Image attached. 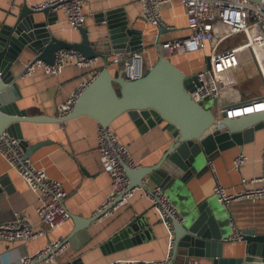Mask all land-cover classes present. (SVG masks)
I'll use <instances>...</instances> for the list:
<instances>
[{"label":"crops","instance_id":"crops-1","mask_svg":"<svg viewBox=\"0 0 264 264\" xmlns=\"http://www.w3.org/2000/svg\"><path fill=\"white\" fill-rule=\"evenodd\" d=\"M42 1L46 0H0V25H12L15 21L14 16L19 13L24 3L30 6ZM116 9H121L128 27L138 32L143 45V49L138 51L144 56L142 63L145 67L151 66L159 56L156 47L159 28L141 18L142 7L138 0H90L83 9L85 15L83 27L87 29L91 43L102 53L108 54L109 60H115L110 66L111 73L121 70L120 64H116V56L112 54L107 44L106 21H99L101 15ZM35 18L36 21L46 20L42 14L36 15ZM161 21L165 30L159 37V43L188 35L184 8L178 0H173L170 5L161 9ZM167 27L174 30H167ZM49 30L55 38L65 42L77 43L80 40L78 31L66 27L61 12L57 13L56 21ZM35 56L25 49L13 67V75H20L25 64ZM169 60L184 73L190 72L192 68L202 67L205 62V60L197 62L194 58L186 61L179 56L175 58L177 62L171 58ZM102 63L103 61L98 59L97 63L89 68L67 67L57 76L37 71L30 77H20L16 81L20 93L16 106L19 110L25 111L28 117L54 118L56 107L64 103L82 82L89 80L92 72L101 67ZM239 69L234 71V76ZM242 98L251 97L245 95ZM162 127L157 125L142 134L127 114H123L111 124L110 129L117 140L128 148L139 166H150L156 163L160 153L171 140ZM22 133L30 144L47 143L38 148L30 159L37 168L44 170L50 178L62 185L66 193L64 204L68 213L80 219L92 217L108 196L111 185L110 177L104 172L97 151V123L87 116H81L61 124H23ZM263 148L264 130H259L254 133L251 142L220 153L210 165L208 164V167L210 166L208 172L187 184L182 197L196 204L206 200L217 202L212 192L216 180L229 193L239 192L242 178L250 180L262 175ZM239 153H243L247 161L236 170L232 166V161ZM3 173L8 174L13 191L0 193V224L12 223L22 217L28 219L36 229L41 228L36 215L35 195L16 173L9 171L5 161L0 157V174ZM148 187H153V184L150 182ZM175 209L179 214L180 209L178 207ZM225 211L228 223L224 239L232 234L233 227L239 233L251 229L256 234H264V199L254 204L246 200L233 201ZM136 219L144 226L136 232L137 235L143 234V239L139 243L127 246L126 240L120 239L107 244L123 227ZM74 227L70 218L59 229L28 243L0 241V264H19L22 257L36 253L47 243L58 238L67 240L68 247L58 256L56 264H69L75 259H79L81 264H112L124 260L160 261L165 259L169 252L165 226L149 200L141 197L139 193L114 215L102 221H95L76 233L72 232ZM241 247L240 242H224L223 256L237 257ZM184 257L175 258L173 264H182L185 261L182 259ZM199 259L204 263L209 262L207 259Z\"/></svg>","mask_w":264,"mask_h":264},{"label":"water","instance_id":"water-1","mask_svg":"<svg viewBox=\"0 0 264 264\" xmlns=\"http://www.w3.org/2000/svg\"><path fill=\"white\" fill-rule=\"evenodd\" d=\"M39 14L44 15L46 20L36 21L35 16ZM14 17L12 25H0V133L6 132L19 140L25 156L30 157L47 143L30 144L26 141L22 133L23 124H61L87 116L98 126L110 128L118 117L127 114L142 134L161 125L171 140L156 163L127 169L126 174L129 188L141 186L147 178L178 205L181 220L173 224V257H197L207 259L211 264H264V234H256L251 229L242 232L239 255L224 257V233L228 223L225 208L214 200L196 204L182 197L187 184L208 172V163L220 153L251 142L255 132L264 130V112L224 119L225 109L243 102L238 90L232 94L226 89L222 92L221 100L223 119L218 120L210 109L191 99V79L159 51L157 60L149 67L142 63L140 76L131 80L122 69L110 72L109 55L91 43L86 28L77 29L80 35L77 43L55 38L49 27L55 23L57 13L51 9L36 11L24 3ZM99 21H106L107 44L116 57L141 50L142 42L138 32L128 27L121 9L107 11ZM164 30L165 27L160 25L156 35L157 43ZM25 49L47 64L53 63L55 53L59 50L70 49L78 51L87 59H101L104 66L81 92L72 110L64 118L28 117L25 111L16 106L20 98L16 81L22 74L14 76L12 72ZM9 182L7 173L0 174V193L13 191ZM70 218L75 225L73 233L97 220V217L80 219L71 215ZM143 227L139 219L132 220L107 244L120 239L126 240L127 246L139 243L143 234L137 235L136 232ZM31 264L43 263L36 261ZM69 264L81 263L75 259Z\"/></svg>","mask_w":264,"mask_h":264},{"label":"built area","instance_id":"built-area-1","mask_svg":"<svg viewBox=\"0 0 264 264\" xmlns=\"http://www.w3.org/2000/svg\"><path fill=\"white\" fill-rule=\"evenodd\" d=\"M89 1L46 0L30 5V8L36 11L49 8L52 12H61L66 27L77 31L84 26L83 9ZM138 1L142 7L141 18L154 27L163 26L161 9L170 5L173 0ZM178 1L184 8L188 35L158 42L157 50L165 56L204 54L205 62L202 67L192 69L187 74L193 85V90L189 92V95L196 103L209 97L214 103L215 118L221 120L223 119L221 116L223 113L222 92L228 89L234 94L237 90L238 83L234 71L240 68L241 64L252 65L264 84V0L258 2L252 0ZM167 30L174 29L167 27ZM232 39L237 41L236 44L224 48L223 45ZM141 49H143L142 43ZM142 57V52H135L124 57H116V63L122 66V71L129 79L134 80L141 74ZM97 60L87 59L75 50L63 49L55 53L52 64H47L34 57L25 64L21 74L22 77H30L37 71H42L46 75L57 76L67 67L89 68L95 65ZM98 73L99 70L93 71L89 80L82 82L64 103L56 107L54 118L62 119L68 115L81 92ZM240 96L243 102L236 107L225 109L224 119L264 112V93L247 99H243L241 94ZM237 112L239 115H236ZM97 145L100 163L104 172L110 177L111 185L108 196L92 217H97L96 221H102L114 215L136 193H139L141 197L149 200L168 233L169 252L165 259L160 261L124 260L112 264H173L175 259L172 255L173 224L180 222V215L159 186L148 187L150 182L147 178L142 181L141 186L129 188L126 170L137 169L140 166L133 160L128 148L117 140L110 128L98 126ZM0 157L5 161L9 171L16 173L35 195L36 215L41 227L36 229L28 219L17 218L12 223L0 224V241L28 243L62 227L70 219V214L64 204L66 193L62 185L50 178L44 170L37 168L30 157L25 156L19 140L6 132L0 133ZM246 161V156L239 153L233 159L232 166L238 170ZM261 164L262 175L250 180L242 178L240 180L241 190L237 193H229L216 180L212 192L217 202L226 208L233 201L246 200L254 204L263 200L264 148L261 153ZM241 240L242 234L234 227L232 234L224 239L225 242H240ZM67 247L68 242L62 238L52 240L36 253L22 257L19 264H31L36 261H42L43 264H56L58 256L63 254ZM182 259L185 260L182 264H211L210 262L204 263L197 257Z\"/></svg>","mask_w":264,"mask_h":264},{"label":"rangeland","instance_id":"rangeland-1","mask_svg":"<svg viewBox=\"0 0 264 264\" xmlns=\"http://www.w3.org/2000/svg\"><path fill=\"white\" fill-rule=\"evenodd\" d=\"M236 42L237 41L233 39L229 40L223 45V47L225 48L227 46H233L236 44ZM191 54H195L196 56L193 57L191 56ZM191 54L180 55L179 57L182 60H186V61L192 58H194L197 62H200L201 60H205V56L203 53H191ZM176 57L177 56L172 55V57H169V58H171L174 62H177L175 61ZM243 61H245V57H243ZM120 67L122 69L121 65ZM192 69H190V71ZM188 73H185V74L187 75ZM235 77L238 80L237 90L239 91L241 95L243 96L248 95L251 97V96H256V95H260L264 93V84L261 78L254 71L252 65L241 64L239 71L235 73ZM200 104L204 106L205 108L210 109L215 114V109L213 105L214 103L209 97L203 98ZM170 201H171L172 206H174L175 208L178 206L176 205L174 200L170 199Z\"/></svg>","mask_w":264,"mask_h":264},{"label":"trees","instance_id":"trees-1","mask_svg":"<svg viewBox=\"0 0 264 264\" xmlns=\"http://www.w3.org/2000/svg\"><path fill=\"white\" fill-rule=\"evenodd\" d=\"M156 60H157V59H156ZM113 63H115V60H114V61H111V60H109V57H108V68H109L110 72H111V68H110V66H111ZM115 65H116V64H115ZM103 66H104V63H102V66L99 67L97 70L100 71V70L103 68Z\"/></svg>","mask_w":264,"mask_h":264},{"label":"bare ground","instance_id":"bare-ground-1","mask_svg":"<svg viewBox=\"0 0 264 264\" xmlns=\"http://www.w3.org/2000/svg\"><path fill=\"white\" fill-rule=\"evenodd\" d=\"M237 113H239V112H237ZM237 113H236V115H239V114H237ZM237 118H239V117H237Z\"/></svg>","mask_w":264,"mask_h":264}]
</instances>
